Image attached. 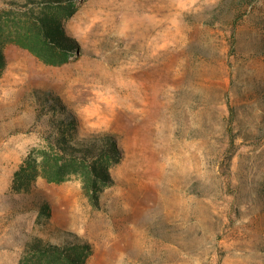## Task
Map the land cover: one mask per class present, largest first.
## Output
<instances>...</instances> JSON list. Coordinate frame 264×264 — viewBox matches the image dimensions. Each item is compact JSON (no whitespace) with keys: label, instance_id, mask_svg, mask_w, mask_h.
I'll return each mask as SVG.
<instances>
[{"label":"rangeland","instance_id":"374dc122","mask_svg":"<svg viewBox=\"0 0 264 264\" xmlns=\"http://www.w3.org/2000/svg\"><path fill=\"white\" fill-rule=\"evenodd\" d=\"M48 6L0 0L2 30ZM65 6L79 45L66 63L4 48L0 264L27 260L36 237L87 243L85 264H264V0ZM65 113L77 137L113 134L121 150L99 207L76 178L12 189Z\"/></svg>","mask_w":264,"mask_h":264},{"label":"trees","instance_id":"16d2710c","mask_svg":"<svg viewBox=\"0 0 264 264\" xmlns=\"http://www.w3.org/2000/svg\"><path fill=\"white\" fill-rule=\"evenodd\" d=\"M45 1L52 4L48 6L50 11L42 10L28 16L15 32L5 33L0 23V76L5 69L4 48L8 44L27 50L49 65L66 63L79 48L76 40L65 33L62 24L72 10L69 6H65L64 14L54 10L62 7L64 0ZM74 119L72 114L65 113L56 124H51L56 136H48L46 147L34 155L29 154L15 171L12 181L14 192H27L37 177L51 183L76 178L90 204L99 207L101 193L114 183L110 169L118 162L121 150L113 134L77 137L69 131L73 129ZM42 209L48 213L47 205ZM25 250L30 257L21 264H85L89 254L87 243L77 239L61 246L36 237L26 244Z\"/></svg>","mask_w":264,"mask_h":264}]
</instances>
